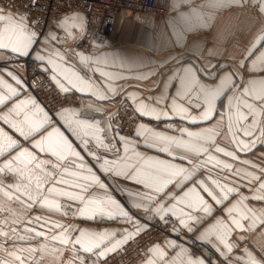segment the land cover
<instances>
[{
  "label": "snow or ice",
  "instance_id": "6c2138e0",
  "mask_svg": "<svg viewBox=\"0 0 264 264\" xmlns=\"http://www.w3.org/2000/svg\"><path fill=\"white\" fill-rule=\"evenodd\" d=\"M56 28L64 35H58L51 26L48 31L41 32L30 26L26 15L18 11L5 13L0 9V62H3L0 66V176L10 174L14 180L6 186L11 192L0 186V196L12 200L13 193H19L28 201L25 204L28 209L35 206L55 216L93 223L97 220L108 222L109 227L93 230L77 224L65 226L49 216H34V220L41 221V226L51 224L61 229L52 239L65 246L71 245L70 256L63 264H108L112 253L146 232L155 220L170 225L172 235L182 238V231L190 236L201 228L205 218L212 217V223L201 228L197 235V242L205 246L207 256L194 253L186 244H179L178 239L165 237L163 246L157 242L147 249L148 256L142 264H221V261L223 264H264V248L257 256L246 246L240 247L237 241L243 242L245 238L237 236L233 240L232 229L224 222L228 217L237 232L264 224V209L257 211L246 203L249 200L264 201V182L251 196L241 193L226 207L225 203L240 192L239 189L227 185L221 187L212 181L219 192L217 195L203 179L190 183L201 165L231 167L210 155L204 160L192 159L203 156L207 144L214 142L218 123L226 122L232 141L241 151L264 143V127L259 129V136L251 144L239 140L233 131L234 125L240 130L239 124L247 119V115L240 111L241 107L252 111L253 130L258 125L255 119L258 113L242 99L250 94L249 89L245 87L228 97L224 108L220 109L224 90L233 82L231 73H222L226 66L209 64V71H203L191 61L170 57L177 60L171 74L162 81L153 82L158 89L154 95L141 98L135 90H126L136 85L117 82L143 81L155 75L151 62L125 60L116 52L100 55L62 52L57 45L70 41L91 40L93 48L99 45L93 35L84 31L83 19L76 14L65 16ZM262 46L264 34L253 40L245 53V60L253 57L249 70L264 66ZM212 54L213 49L209 50V55ZM70 55L89 72L99 73L102 80L98 82L91 75L85 77L65 67ZM18 58H31L44 71L50 68L51 80L61 92L75 89L86 94L91 98L87 105L91 111L103 113L101 103L111 102L119 96L121 105L129 108L137 119L167 121L165 128L179 134L169 135L141 122L135 125L134 132L130 129L128 135H121L122 128L112 127L111 114L107 118L81 117L67 108L50 113L31 94L24 95V82L8 67ZM243 63L241 61V66ZM101 65L129 70L144 67L147 70L125 75L119 71H106ZM218 73L222 74L215 85L209 86L200 79L203 76L212 80ZM248 83L254 86L253 93L259 91L257 99H264V80ZM193 108L197 110L195 113L191 110ZM176 120L180 123H172ZM242 131L246 136L251 135L247 128ZM140 148L163 153L167 158L146 155ZM216 151L222 152L223 149L217 148ZM107 152L114 153V156H105ZM188 164L193 166L189 168ZM113 176L117 179L113 180ZM62 201L71 204L65 205ZM3 206L0 201V209ZM217 207L223 208L221 216L215 215ZM244 220L249 221L247 228L242 223ZM35 234L47 239L46 233ZM260 235L264 236V232ZM238 247L240 251L236 252ZM40 251L42 254H50V251L62 253L63 249L49 250L43 245ZM82 252L87 253V257L81 255Z\"/></svg>",
  "mask_w": 264,
  "mask_h": 264
},
{
  "label": "crops",
  "instance_id": "0c3cea01",
  "mask_svg": "<svg viewBox=\"0 0 264 264\" xmlns=\"http://www.w3.org/2000/svg\"><path fill=\"white\" fill-rule=\"evenodd\" d=\"M262 8H264V0H171L168 4V15L164 18H156L149 15L132 16L128 13H121L116 19L113 32L108 36L102 47L93 48L91 46L88 49L80 50L76 47V43L71 41L68 44L57 45V47L62 52L65 50L70 53L80 51L85 55L116 52L125 60L137 59L145 63L151 62L150 67L154 68L155 75L143 81L128 80L117 82L118 84L136 85L135 88L126 90H135L140 94L141 98H146L149 94L154 95L158 89L153 82L162 81L170 75L171 70L176 66L177 60L181 58L185 62H193L198 69L203 71H209L207 67L209 64H215L217 67L225 65L226 67L223 68L222 73H231L233 82L232 86L225 88L219 108H224L228 97L241 92L245 87L249 89L250 94L242 96V99L252 105L258 113L255 117L258 125L253 130L251 127L254 119L252 111L247 107H241L240 111L247 115V119L239 124L238 128L240 130H237L234 125L233 131L239 137V140L251 144L259 136V129L264 127V99H257V95L260 94L259 91L253 93L252 89L254 86L248 82L264 80V66H261L258 70H249L253 57L245 60V53L251 42L259 35L264 34V11H262ZM4 11L5 13H15L8 10ZM73 14L82 17L84 23L82 14ZM65 16L61 17L57 23ZM60 31L63 33L62 30ZM211 49L214 50V54L209 55V50ZM170 57H176L177 60L169 59ZM161 61H163L162 64L160 63ZM241 61H244L243 66H241ZM2 64L3 62H0V66ZM64 66L70 67L82 76L91 75L98 82L102 80L99 73L89 72L74 56L70 55L66 59ZM8 67L24 82L22 70L15 62L10 63ZM101 67H104L106 71H119L125 75H134L147 70L144 67L131 70L104 65H101ZM222 73H218L216 78L212 80L204 79L203 76L200 79L203 83L212 86L218 83ZM48 74L51 79L50 68L48 69ZM25 89V96L28 94L33 96L26 85ZM66 92H74L83 98V108L71 109L81 117L86 115L88 117L103 116L107 118L110 114L113 115L114 103L120 99L117 96L111 102H102L101 106L104 111L103 113H97L87 108L91 98L86 94L78 93L75 89H70ZM191 110L193 113L197 111L195 108ZM141 122L154 126L157 131H163L169 135L179 134L165 128L167 121L156 122L141 118L138 123ZM172 123L179 124L180 122L176 120L172 121ZM112 127L115 128L114 123H112ZM245 128L251 135H244L242 130ZM62 130H64L63 127ZM90 147L94 148V145H90ZM206 147L207 151L203 156L192 157V159L194 161L204 160L210 155L216 160L222 161L224 165H230L231 167H224L221 164L201 165L200 170L190 183L203 179L208 188L217 195H219V192L212 181H215L221 187L227 185L231 188L239 189L240 192L233 195L225 203V207L232 200L237 199L241 193L245 196H251L257 186L264 182V143H257L251 150H239L237 144L232 141L231 133L225 122L223 124L218 123V135L214 142L207 144ZM217 148L223 149V151H216ZM139 150L145 152L146 155L159 156L161 159L167 158L163 153L155 152L151 149L140 148ZM224 153H232L233 155L229 156ZM104 155L111 158L114 153L107 152ZM45 158L51 159L50 157ZM186 166L191 168L193 165L188 164ZM112 179L116 180L117 178L113 176ZM11 183H14V180L10 174L0 176V186L5 187L8 192L12 190L6 186ZM131 187L137 186L132 185ZM176 194L178 195L179 192L177 191ZM13 197L12 200H7L0 196V201L4 205L0 209V264H63V262L67 261L70 256L69 249L71 245L65 246L52 239L61 229H57L51 224L41 226V221L33 219L36 215L49 216L52 220L60 221L65 226L77 224L80 227L93 230L110 226L108 222L100 220L93 223L71 217L55 216L35 206L28 209L25 207L28 201H26L24 196L19 193H13ZM161 199H164V196H161ZM22 201L24 203H21ZM62 203L65 205L71 204L70 201H62ZM246 203L257 211L264 209V201L249 200ZM214 210L216 216L223 214V208L217 207ZM68 211H71L70 207ZM195 214L200 215V213ZM213 219L214 217L205 218L201 228L212 223ZM30 220L31 223L29 222ZM224 222L232 229L233 240H236L237 236L245 238L243 242L237 241L240 247L246 246L259 256L260 249L264 248V236L260 235L264 232V224H258L256 228L249 231L237 232L236 227L232 225L228 217L224 218ZM242 223L247 228L249 221L244 220ZM111 227H116V225H111ZM201 228H198L190 236H194L197 239ZM29 229H34L35 231H29ZM36 232L46 233L47 239L45 236H36ZM190 236L182 231V238H176L172 235L169 228V234L164 236L159 243L163 246L165 237H167L178 239L179 244L188 246L187 240ZM73 238H75V234ZM213 242L218 244L217 241ZM43 245H47L49 250L63 249V251L62 253L50 251V254H42L40 248ZM33 249H36V251H32ZM239 251L240 248L238 247L236 252ZM81 255L87 257L88 254L82 252ZM171 255H174V253H171ZM147 256L148 253L139 264H142L147 259ZM221 264H223V261H221Z\"/></svg>",
  "mask_w": 264,
  "mask_h": 264
},
{
  "label": "built area",
  "instance_id": "2783aa9c",
  "mask_svg": "<svg viewBox=\"0 0 264 264\" xmlns=\"http://www.w3.org/2000/svg\"><path fill=\"white\" fill-rule=\"evenodd\" d=\"M171 0H0L3 10L19 12L27 16L30 26L41 32L51 30L64 35L56 28L57 21L69 14L80 13L84 18V31L94 36L95 42L102 47L113 32L117 17L121 13L132 16L149 15L164 18L168 15V4ZM92 46L91 40L76 43L80 50ZM14 62L21 68L26 87L50 113L62 108L81 109L83 98L74 92H61L44 71L31 58H18ZM115 100V99H114ZM113 123L115 128H122L121 135L134 131L137 119L129 108L121 105L120 99L114 103ZM170 225L161 224L159 220L152 227L137 236L108 257V264H139L147 254L150 245L160 242L169 234ZM194 253L208 255L205 246L198 243L194 236L187 240Z\"/></svg>",
  "mask_w": 264,
  "mask_h": 264
}]
</instances>
